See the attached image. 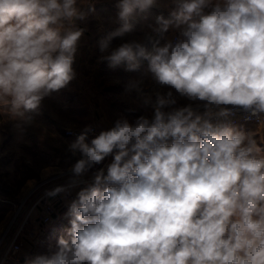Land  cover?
Listing matches in <instances>:
<instances>
[{
	"label": "clouds",
	"instance_id": "1",
	"mask_svg": "<svg viewBox=\"0 0 264 264\" xmlns=\"http://www.w3.org/2000/svg\"><path fill=\"white\" fill-rule=\"evenodd\" d=\"M113 3L115 21L96 29L98 62L136 74L124 91L152 113L122 115L90 142L93 125L76 134L67 151L79 158L58 170L67 183L45 192L78 189L69 227L24 264H264V0ZM95 5L0 0V113L18 143L77 78Z\"/></svg>",
	"mask_w": 264,
	"mask_h": 264
},
{
	"label": "rangeland",
	"instance_id": "2",
	"mask_svg": "<svg viewBox=\"0 0 264 264\" xmlns=\"http://www.w3.org/2000/svg\"><path fill=\"white\" fill-rule=\"evenodd\" d=\"M87 2L96 3V11L86 25H80L86 26L88 31L81 41L74 65L77 78L69 89L44 101L36 125L26 131L25 142H17L16 133L7 124L6 114L0 113V127H4V138L0 143V153H3L0 155V264H6L3 256L10 241L20 248L16 255L20 264H24L25 253L43 252L49 243H55L57 238L46 242L43 235L48 227L39 221L44 217L43 204H51L49 201L54 198L45 197V194L34 198V195L44 185H49L50 190L61 185L62 181H67L66 171L65 175H60L58 170H67L79 158L67 151L68 144L75 140L66 135L68 131H80L85 125L91 124L99 133L112 127L122 115L131 121L141 114L150 116L152 113L151 107L144 105L134 92L126 94L124 91L126 81L136 74L125 72L123 66L113 69L107 62H98L101 53L96 43V29L101 23L107 24L109 18L115 21L118 10L113 0ZM108 26L114 28L118 25L111 23ZM121 42L117 39L113 46ZM130 108L135 111L129 112ZM257 135L264 136V128H257ZM93 136L88 137L89 142ZM49 168L52 173L45 177L44 171ZM28 181H35V184L30 186ZM77 190L62 197L70 202ZM52 205L55 210L59 208ZM57 213L62 215L60 211ZM7 262L17 263L14 260Z\"/></svg>",
	"mask_w": 264,
	"mask_h": 264
},
{
	"label": "built area",
	"instance_id": "3",
	"mask_svg": "<svg viewBox=\"0 0 264 264\" xmlns=\"http://www.w3.org/2000/svg\"><path fill=\"white\" fill-rule=\"evenodd\" d=\"M234 123L237 125V126H240V125H252V126H255V122L254 121H251V122H248V121H245L242 116L238 115L237 117L234 118ZM79 131H68L67 132V136H70L72 138H76V134L78 133ZM71 133V134H70ZM98 134L96 131L93 133V134H90V136H93V135H96ZM111 161V157L107 158L105 161H104V164L101 165V166H97V168L99 167H104L106 166L109 162ZM93 171H95V169H93ZM91 176H92V172H89L87 174V176L85 177V179L87 180H91ZM42 201V199L40 200V202ZM42 211H43V215L44 217L41 218L39 221H41L42 223L46 224V227H49L53 224L54 222V217L57 215V210H55L54 206L52 204H48V203H45L43 204V208H42ZM19 246L14 244V242L10 241V243L8 244L7 248L4 250L6 253L4 254V258H3V261L6 262V264H9L10 262H7L9 260H14L16 261L18 264L20 262V260L18 259V257L16 256L19 252ZM16 256V257H15ZM20 264V263H19Z\"/></svg>",
	"mask_w": 264,
	"mask_h": 264
},
{
	"label": "crops",
	"instance_id": "4",
	"mask_svg": "<svg viewBox=\"0 0 264 264\" xmlns=\"http://www.w3.org/2000/svg\"><path fill=\"white\" fill-rule=\"evenodd\" d=\"M154 14H155V10H154ZM165 15H167L165 13ZM153 18H154V15H153ZM152 19V18H150ZM179 103L181 105L183 104H186L188 103V101L186 99H180ZM240 126H245V125H240ZM73 139V138H72ZM262 146H264V144H262ZM68 180V179H67ZM62 184L63 183H67V181H62L61 182ZM48 188V189H47ZM49 185L48 186H45L40 189L35 195H34V198L38 197V196H41L42 194L44 195L45 192L47 190H49ZM62 197V196H61ZM59 197L57 196L56 198L52 199L49 201V203L51 204H55L57 205L59 208L57 209V211H60L62 215H59L57 213V215L55 216L54 218V222L51 226H49L46 230V232L44 233L43 236H45V240L47 243H49V241L52 239V238H57L59 235H61L64 231V229H66L67 227H69V224H68V220L65 218L64 216V213L67 211V204H68V201L66 199H64V197ZM57 236V237H56Z\"/></svg>",
	"mask_w": 264,
	"mask_h": 264
},
{
	"label": "bare ground",
	"instance_id": "5",
	"mask_svg": "<svg viewBox=\"0 0 264 264\" xmlns=\"http://www.w3.org/2000/svg\"><path fill=\"white\" fill-rule=\"evenodd\" d=\"M57 177H58V175H57ZM26 201V200H25ZM20 210V209H19ZM19 212V211H18ZM15 218V217H14Z\"/></svg>",
	"mask_w": 264,
	"mask_h": 264
}]
</instances>
